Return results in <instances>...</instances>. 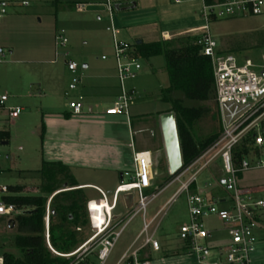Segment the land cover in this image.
Here are the masks:
<instances>
[{
    "label": "rangeland",
    "instance_id": "obj_1",
    "mask_svg": "<svg viewBox=\"0 0 264 264\" xmlns=\"http://www.w3.org/2000/svg\"><path fill=\"white\" fill-rule=\"evenodd\" d=\"M11 1H14V4L10 6L9 15L0 20V47L6 51L5 58L0 62V93L7 92L10 96V104L22 107L23 111L7 126L10 139L7 144L0 146V182L10 186L24 185L25 194L39 195L42 193L40 187L43 179L38 170L42 162L59 160L55 155L50 154V150L54 147H49V138L45 136L46 127H50L49 124L47 125L51 115L49 111L58 106H61L63 111L66 109L65 103H68L62 89L68 87L69 78L63 58H55V36L60 29L65 30L69 58L78 64V72L83 71L85 63H90L91 67L102 63V55L114 58L113 38L111 32L107 30L110 20L103 5L105 0ZM22 1L27 4L20 5ZM78 1L86 3L84 10H76ZM135 1L138 2L136 9L114 10L113 16L115 26L119 30V41L129 44L138 40L151 42L159 40L162 36H169L172 40L183 30H196L205 24L201 16L202 0H182L180 3L174 0ZM15 2L20 3L15 4ZM92 2L100 5H91ZM210 29L217 43L225 46L224 50L227 52L234 54L238 64L241 65L246 58H250L256 65L264 66V15L217 20L210 23ZM133 61L138 62L141 69L136 77L129 78L124 83L127 89L135 88L138 95L130 104V115L134 114L133 112L145 113L148 115L146 116L148 120H151L160 110H168L171 107L170 103L163 101L161 97V90L169 85L166 58L164 55H157L149 59L139 58ZM186 104L202 105L208 109L206 116L194 125L197 138L207 139L212 134L218 135L221 132L222 118L215 99L209 102L186 100ZM84 112L89 113L87 105H84ZM258 124L264 129V117L258 121ZM125 125L128 128L127 122ZM146 134L150 136L149 133ZM148 148L153 152L155 166L164 181L169 174L164 148L160 147L162 151L159 150L157 144ZM216 170L220 171L219 168ZM79 173L82 180L93 179L96 176L93 170L86 169ZM199 178L212 185L215 183L207 171ZM239 184L248 188L256 187L257 194L264 198V169L245 172L239 178ZM64 186L65 184L60 190L69 189ZM177 187V185L169 187L149 204L145 216L147 221H150L165 205ZM215 193L225 195L224 190L220 188H217ZM85 194L88 199L101 197L93 189L85 190ZM53 195L54 193L48 195L46 205L51 203ZM122 196L115 211L127 213ZM108 199H112V193L108 194ZM137 201L136 197L134 203ZM129 215L120 225L127 221ZM45 216L46 211L44 214L46 246L54 255L64 257L63 255L69 253H59L53 248L50 230L49 242L53 250L48 245ZM187 219L188 208L185 196L181 195L170 206L160 210L152 224V228L158 225L161 250L164 249L166 253L172 254L164 257L166 260L163 264H204L200 263L193 253L184 250L182 242L178 239L179 226ZM51 222L53 223V219L51 220L50 216V226ZM54 222L57 223L56 220ZM204 223L207 228L217 229L214 237L207 241L209 246L224 247L229 242L227 231L216 217L208 216L204 218ZM142 225L143 215L139 213L128 223L106 264H116ZM17 233L16 223L9 224L6 218H0V257L5 252L22 257L23 253L15 245ZM256 234L258 242L252 258L256 261H264V221L262 228L258 229ZM90 235L89 231L87 237ZM95 245L91 247L93 252L85 257L86 262L81 264H100L95 259ZM178 248H181L182 253L174 254ZM154 253V261L158 257H163L161 252ZM65 258L69 263L75 259V257ZM215 259V251H213L206 262ZM220 264L228 263L223 260Z\"/></svg>",
    "mask_w": 264,
    "mask_h": 264
},
{
    "label": "built area",
    "instance_id": "obj_2",
    "mask_svg": "<svg viewBox=\"0 0 264 264\" xmlns=\"http://www.w3.org/2000/svg\"><path fill=\"white\" fill-rule=\"evenodd\" d=\"M181 1L174 0L176 3ZM12 4L14 1L0 0V20L9 14ZM21 4L27 2L22 1ZM103 5L109 15L110 25L107 30L111 32L113 38L120 88L116 101L106 109V114L123 115L130 121L129 108L136 97V91L127 89L124 83L127 79L137 76L141 65L134 62L135 59L130 56L133 50L132 44L118 40L119 30L115 26L113 16L115 0H105ZM85 6V2H77L76 10L82 11ZM262 15H264V0H202L201 16L205 24L196 32L197 43L201 46L203 54L210 57L212 62L216 102L222 118L221 132L192 159L183 161L177 172L169 173L161 185L150 193L146 191L152 188L158 175L152 154L150 151H134L133 168L122 174L127 180L114 189L111 200L108 199L107 192L95 187L101 197L89 199L86 204L91 235L72 253L63 255L67 258L75 257L69 264L84 262L88 253L93 252L91 250L93 244H96L95 259L100 264H106L128 223L139 213L143 215L142 229L122 252L116 264H151L142 253L147 248L154 251L161 250V244L156 239L158 225L152 228V224L160 210L170 206L181 195L185 196L188 208V219L180 224L178 230V239L184 244V250L193 253L198 261L204 264H220L223 260L228 264H264V261H256L252 258L258 242L256 232L262 228L264 221V198L257 194V188L243 187L239 184V178L245 172L264 169V129L258 124V121L264 117V76L257 72L258 66L251 59H245L240 65L234 54L220 52L210 29V23L217 20ZM65 33L64 29H60L55 36V58L62 57L65 61L68 70L72 73L69 88L75 89L80 82L77 74L78 64L69 58L68 38ZM163 39L167 41L171 37L164 36ZM5 56L6 51L0 47V62ZM102 58L106 59V56ZM9 100L10 96L7 92L0 93V135L8 131L7 126L23 111L22 107L11 105ZM225 103L246 108L227 123L223 114ZM69 106L75 114L82 112L83 105L80 101L70 102ZM247 140H250L248 151L242 158L236 160V153L243 148ZM4 141V138L0 137V146ZM217 168L220 169L219 172ZM206 171L213 178L214 185L204 179L200 180L199 176ZM173 185L178 186L176 191L156 215L147 221L145 216L149 204ZM217 188L223 189L225 195L215 193ZM132 192L138 195L134 210L127 221L115 225V210L119 195ZM11 194L9 185L0 182V218H6L8 222L29 210L26 206L17 207L13 203L6 202L5 198ZM100 202H104L101 205V213L97 205ZM208 216L216 217L227 231L229 242L224 247L208 245L207 241L214 237L217 230L207 228L205 225L204 218ZM45 227L47 242L52 249L49 242L50 204L46 205ZM213 251L216 259L206 262ZM0 264H3L2 257Z\"/></svg>",
    "mask_w": 264,
    "mask_h": 264
},
{
    "label": "trees",
    "instance_id": "obj_3",
    "mask_svg": "<svg viewBox=\"0 0 264 264\" xmlns=\"http://www.w3.org/2000/svg\"><path fill=\"white\" fill-rule=\"evenodd\" d=\"M197 40L198 34L193 33L170 41L135 42L130 53L134 59H149L157 55L166 58L169 85L161 90V97L171 105L168 112L175 113L183 161L192 159L217 136L212 134L207 139L197 138L194 125L206 116L208 109L202 105L186 104V100H216L212 62L210 57L203 54ZM0 137L9 141V131L2 132ZM248 141L236 153V160L248 151ZM38 173L43 179L40 187L42 193L39 195L25 194L24 185H9L12 194L5 198L6 202L17 207L26 206L29 210L14 219L18 225L15 245L23 255L17 257L5 252L3 264H69L68 259L54 255L45 243L44 214L48 195L53 193L50 203V216L53 219L50 241L53 248L59 253H71L88 239L90 230L86 202L89 199L84 189L77 187L69 166L60 161H43ZM156 180L160 182L163 177L158 173ZM64 184L68 190H60ZM182 248L185 249L184 244ZM179 252L181 250H176L174 254ZM144 258L151 259L149 256Z\"/></svg>",
    "mask_w": 264,
    "mask_h": 264
},
{
    "label": "crops",
    "instance_id": "obj_4",
    "mask_svg": "<svg viewBox=\"0 0 264 264\" xmlns=\"http://www.w3.org/2000/svg\"><path fill=\"white\" fill-rule=\"evenodd\" d=\"M133 4H135V7L130 9H136L138 2L135 0H115V5L120 10H130L124 8L133 7ZM20 5L22 4L20 3ZM91 5L99 6L100 4L92 2ZM197 30H183L177 36L193 34ZM163 37H160L159 40H164ZM218 47L220 52H227L224 50L225 46L218 44ZM103 56H101L102 63L99 65H92L91 67L90 63H85L83 71H77L80 82L75 89H70L69 85L62 89L66 100H68V103L64 104L66 109L62 111L61 106H58L49 111L51 115H49L47 125L49 124L50 127L48 128L46 125L45 136L49 138V147H54L53 150H50V154L55 155L59 159L58 161L69 166L78 188H83L84 191L93 189L98 192L95 189V187H98L110 194L118 185L127 180L122 177V174L125 171L132 170L134 151H150L153 159V152L148 147H154V144H157L159 150L162 151L160 147H163L165 151L159 116L168 112L169 109L160 110L157 116L151 120H148L146 117L148 115L145 113L133 112L134 114L130 115V121L123 115L106 114V109L111 107L116 101L120 88L114 58L106 56V59H103ZM64 64L66 66L65 61ZM257 66V72L264 76V66ZM66 72L70 84L72 73L68 68ZM133 89L136 90L135 88ZM136 97H138L137 94ZM73 101L82 103L83 109L81 113L75 114L70 109L69 103ZM84 105H87L89 113L84 112ZM125 122L128 123V128H126ZM146 133H149L150 136ZM142 134L144 135L142 136ZM86 169L93 170L96 176L93 179L82 180L79 172ZM156 181L155 178L152 186L154 189L163 180L160 182ZM154 189L150 188L146 193H150ZM121 195H123L122 200L125 203L127 213L115 211V225L122 223L134 210L138 202L134 203L136 197L138 198L137 193H121L118 197L117 208ZM159 238L161 237L159 231H157L156 239L159 241ZM177 250L180 251L181 248ZM154 252H161L163 257H158L154 261ZM169 255L171 254L166 253L164 249L154 251L151 248L142 253L143 257L149 256L151 258V264L153 262L155 264H163L166 260L164 257Z\"/></svg>",
    "mask_w": 264,
    "mask_h": 264
},
{
    "label": "water",
    "instance_id": "obj_5",
    "mask_svg": "<svg viewBox=\"0 0 264 264\" xmlns=\"http://www.w3.org/2000/svg\"><path fill=\"white\" fill-rule=\"evenodd\" d=\"M128 7L124 9L134 8ZM116 10H120V8L115 5ZM138 44L142 43L141 40L137 41ZM246 107H241L239 105H235L233 103H225L223 105V114L227 121V123L231 122L237 115H239ZM159 121L161 125V131L163 135L166 158L168 163V169L170 174H174L177 172L183 163L182 152L180 147V140L176 122V116L174 112H165L159 116ZM8 141H4L3 144H7ZM224 183V180H222ZM64 188H67L65 184ZM15 224L14 220L9 221V224Z\"/></svg>",
    "mask_w": 264,
    "mask_h": 264
},
{
    "label": "bare ground",
    "instance_id": "obj_6",
    "mask_svg": "<svg viewBox=\"0 0 264 264\" xmlns=\"http://www.w3.org/2000/svg\"><path fill=\"white\" fill-rule=\"evenodd\" d=\"M102 204H104V202L97 203V205H98V209H99L100 213H101V211H102V210H101V205H102ZM94 205H95V204H94Z\"/></svg>",
    "mask_w": 264,
    "mask_h": 264
}]
</instances>
